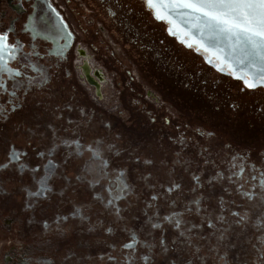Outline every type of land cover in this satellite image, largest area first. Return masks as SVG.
<instances>
[{"label": "flooded vegetation", "instance_id": "flooded-vegetation-1", "mask_svg": "<svg viewBox=\"0 0 264 264\" xmlns=\"http://www.w3.org/2000/svg\"><path fill=\"white\" fill-rule=\"evenodd\" d=\"M153 19L145 0H0L21 73H0V264H261L264 88Z\"/></svg>", "mask_w": 264, "mask_h": 264}, {"label": "snow or ice", "instance_id": "snow-or-ice-1", "mask_svg": "<svg viewBox=\"0 0 264 264\" xmlns=\"http://www.w3.org/2000/svg\"><path fill=\"white\" fill-rule=\"evenodd\" d=\"M145 4L154 12L157 19L165 18L160 15V10L155 7L157 4L160 5V9H166L169 15L173 11L180 10L179 15L184 18V22L189 25L190 29H194L199 33L200 39L195 40V44L203 48L204 51L209 50L205 45V41L214 45L216 51L222 54L218 59L226 61L230 68L233 67L234 61L243 73L235 78L241 79L247 88L253 89L257 85H264V0H145ZM185 35L190 36L191 31H185ZM188 47H192V44H188ZM16 49L17 44L9 41V33L7 31L0 32V73H7L10 77L21 75L18 70L8 67L9 61L16 59ZM217 67L221 71L223 70L219 65ZM233 71H235V68ZM16 84L20 88L23 87L22 81H16ZM4 90L5 81L0 78V92ZM7 111V108L0 104V116L5 115ZM75 143L78 146L77 153L82 154L80 149L85 146L80 144L79 141H75ZM93 143L99 144L98 141ZM87 149L91 155L85 161L84 170L87 173H94L97 177L96 183H100L101 179H106L108 176L106 171L108 161L102 158L99 147H93L92 144H89ZM232 167L235 168L237 165L233 164ZM57 168L55 160H50L48 177L40 178L37 181L40 191H50L47 184L55 176ZM243 172L244 167L240 166L239 171L234 172L233 175L240 177ZM119 179L120 177H117V180ZM194 179L196 178L194 177ZM256 179L255 176L251 177L253 181ZM259 183L262 192H264V173L261 174ZM117 188L120 192H123L127 185L118 184ZM114 190L110 184L108 191L111 193ZM243 195L252 199L253 193L244 192ZM119 198V195L113 196L112 199L108 200V203L111 204L113 200ZM261 199L264 200V195L261 196ZM232 214L234 216L239 215V213ZM177 216L178 214L173 213L172 217L166 216L164 219L174 221V226L180 229L182 221L176 218ZM246 218V215L241 216L240 220L243 221ZM220 219H223V217H220ZM209 226H212L211 221H209ZM153 227H158V225H153ZM183 234V232L180 233L181 236ZM134 244L135 241L133 240L125 243L123 247L133 248ZM160 244L163 245L164 241L161 240ZM260 257L264 258V248L260 250ZM261 264H264V259H261Z\"/></svg>", "mask_w": 264, "mask_h": 264}, {"label": "water", "instance_id": "water-1", "mask_svg": "<svg viewBox=\"0 0 264 264\" xmlns=\"http://www.w3.org/2000/svg\"><path fill=\"white\" fill-rule=\"evenodd\" d=\"M155 7L158 10H160V15L165 17L164 19H157L156 15L154 14V18H155L156 21H158V22H163V21L168 22L169 23V29L175 30L180 35V39L179 40H181L182 43H184L186 45H188V44L196 45V46H198V48H200L199 45L194 43L195 40H199L200 39L199 33L196 32V30H194V29H190L189 25L184 22V18L181 15H179V11L180 10L173 11L171 13V15H169L168 11L166 9H160V5L159 4H157ZM185 31H191V35L190 36H186L185 35ZM205 45L209 49L206 52H209L212 57H215V58L218 59V57H220L222 55L221 53L216 51L214 45L208 43L207 41H205ZM200 49L204 50L203 48H200ZM219 60L221 61L222 64H228L224 60H221V59H219ZM234 68H235V71H233ZM231 69H232L233 72L240 71L239 70V66L235 65L234 61H233V67ZM247 71L250 72L251 70H247ZM257 87H263L264 88V85H257Z\"/></svg>", "mask_w": 264, "mask_h": 264}, {"label": "trees", "instance_id": "trees-1", "mask_svg": "<svg viewBox=\"0 0 264 264\" xmlns=\"http://www.w3.org/2000/svg\"><path fill=\"white\" fill-rule=\"evenodd\" d=\"M139 11H140V10H139ZM153 15H154V12H153ZM152 27H153V28H159V27H161V26H159V24H157V23L155 22V20L153 19Z\"/></svg>", "mask_w": 264, "mask_h": 264}, {"label": "rangeland", "instance_id": "rangeland-1", "mask_svg": "<svg viewBox=\"0 0 264 264\" xmlns=\"http://www.w3.org/2000/svg\"><path fill=\"white\" fill-rule=\"evenodd\" d=\"M77 12H78L77 10H73V11H72V13H77ZM83 14H84V12H83Z\"/></svg>", "mask_w": 264, "mask_h": 264}]
</instances>
